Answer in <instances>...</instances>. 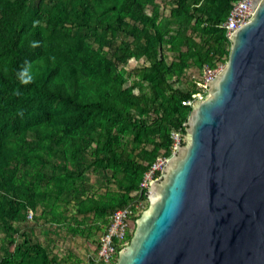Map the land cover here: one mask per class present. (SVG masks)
<instances>
[{"label": "trees", "instance_id": "obj_1", "mask_svg": "<svg viewBox=\"0 0 264 264\" xmlns=\"http://www.w3.org/2000/svg\"><path fill=\"white\" fill-rule=\"evenodd\" d=\"M166 1L165 16L158 0H0V230L14 243L0 264H69L23 228L39 206L53 224L78 206L91 223L70 228L83 236L104 235L132 199L148 207L145 173L171 156L174 131L185 142L182 101L208 95L186 70L228 61L237 0ZM132 58L144 63L129 69ZM94 171L113 188L94 194Z\"/></svg>", "mask_w": 264, "mask_h": 264}, {"label": "water", "instance_id": "obj_2", "mask_svg": "<svg viewBox=\"0 0 264 264\" xmlns=\"http://www.w3.org/2000/svg\"><path fill=\"white\" fill-rule=\"evenodd\" d=\"M251 8L114 264H264V0Z\"/></svg>", "mask_w": 264, "mask_h": 264}, {"label": "rangeland", "instance_id": "obj_3", "mask_svg": "<svg viewBox=\"0 0 264 264\" xmlns=\"http://www.w3.org/2000/svg\"><path fill=\"white\" fill-rule=\"evenodd\" d=\"M161 2L163 15H169L170 8L167 5L166 0H158ZM171 56V53H170ZM144 62L138 61L135 58H132L127 67L129 69L143 64ZM204 69H199L196 67L188 68L184 76V82L188 84L195 82H202L204 74L202 73ZM133 78L131 77V80ZM137 92V91H136ZM163 151V150H162ZM86 179L90 182L95 183V191L93 192L96 195H99L102 192H105L108 189H112L113 185L109 184L102 173L100 172H89L86 174ZM43 207H37L36 212H34L33 218H28V220L22 224L23 228L30 230L33 238L43 243L49 247L51 255H56L60 258L68 259L69 264H76V259L80 261L81 264H90L93 260L96 263L99 262L98 257V245L99 239L102 234L101 231L94 232L89 236H83L82 234L74 233L71 225H78L81 223L84 227L88 226L91 223V217L88 216L86 220L83 221L84 216L78 211V206L75 204H70L69 206V216L75 218L76 220L72 223H69V220L64 224H53L41 218L43 213ZM79 219V220H77ZM135 226L130 225V232ZM11 237L5 229L0 230V255L4 252L5 249L10 251L13 250L14 243L11 242ZM20 235H16L15 240H20ZM101 261V260H100ZM94 262V263H95Z\"/></svg>", "mask_w": 264, "mask_h": 264}, {"label": "built area", "instance_id": "obj_4", "mask_svg": "<svg viewBox=\"0 0 264 264\" xmlns=\"http://www.w3.org/2000/svg\"><path fill=\"white\" fill-rule=\"evenodd\" d=\"M252 1L253 0H237L233 7L231 8L227 19L224 21L223 26L227 29L230 35L232 31L240 27L241 25L247 23L252 15ZM224 64H220L216 68H211L208 65L204 67V76L202 82L199 83L200 87L208 90V83L213 79L218 71L222 68ZM206 96L204 93H195L192 98L184 99L183 104L192 106L196 100H203ZM173 137L175 143L173 146V152L177 151L178 146L181 144L182 135L179 132L174 131ZM169 157L161 156L158 160L151 166L149 170L144 175L141 181V188H149L150 184L160 179L162 175V169L167 163ZM146 201L142 197H137L132 199L126 206L117 208L111 217V224L108 231L101 236L102 244L99 248L98 257L99 260H103L107 264H111L115 261L117 253L123 249L130 242L127 239L130 228V216L135 214V211H143ZM29 218H33V211L30 210ZM113 238H118V242L114 243ZM120 246V250L118 252Z\"/></svg>", "mask_w": 264, "mask_h": 264}]
</instances>
